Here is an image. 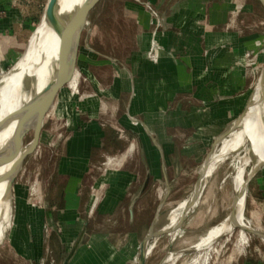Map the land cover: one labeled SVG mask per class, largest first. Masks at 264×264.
Instances as JSON below:
<instances>
[{
    "label": "crops",
    "instance_id": "0c3cea01",
    "mask_svg": "<svg viewBox=\"0 0 264 264\" xmlns=\"http://www.w3.org/2000/svg\"><path fill=\"white\" fill-rule=\"evenodd\" d=\"M134 1L124 5L138 33L122 65L132 75L130 110L145 133L132 131L144 177L121 169L123 178L107 181V193L93 210L88 179L100 153L93 145L105 133L80 139V153L71 147L73 153L62 155L55 193L43 212L45 237L49 244L56 241L61 264L69 257L68 264H133L147 234L143 212L154 181L171 185L172 160L175 171L183 169V154L209 155L241 117L254 87L245 58L258 51L264 36L243 26L238 0ZM33 3L0 0V78L28 46Z\"/></svg>",
    "mask_w": 264,
    "mask_h": 264
},
{
    "label": "rangeland",
    "instance_id": "374dc122",
    "mask_svg": "<svg viewBox=\"0 0 264 264\" xmlns=\"http://www.w3.org/2000/svg\"><path fill=\"white\" fill-rule=\"evenodd\" d=\"M48 1L34 0L31 10L33 32L40 24ZM125 1L100 0L90 13L89 24L81 38L77 61V69L81 73L79 88L74 94L67 86L61 90L58 101L45 120L39 147L25 162L15 184L12 210L8 218L14 226L12 230L7 229L6 242L3 246L0 245V264H61L56 241L49 244L45 237L43 212L49 197L55 193L54 178L62 155L69 151L73 153L71 147L76 149V153H80V139L86 140L90 136H96V133L98 136L105 133L93 145L100 149L97 159L92 163V173L88 179L90 194L93 195L90 208L93 210L101 205L107 193V181L123 178L121 169L136 178L144 177L137 140L132 131L145 133L144 128L137 122L139 116L130 110L134 93L132 75L122 65H127L126 57L132 47L130 39H135L138 33L133 29V15L125 9ZM238 1L242 7L239 15L244 22L243 26H250L251 31H257L258 35L264 36V8L260 1ZM142 3L141 6L149 9L145 2ZM149 13L154 18L153 13ZM149 37L153 39L156 36L151 34ZM14 65L3 72L8 73ZM263 66L264 42L260 40L258 51L247 54L245 58V67L250 70L254 87L260 79ZM61 107L64 111L59 115ZM32 138L33 134H29L25 145ZM131 145L133 153L125 162L120 163L123 152ZM244 153L240 152L241 156ZM208 156L200 155L195 159L188 154L181 155L179 162L183 169L179 171H175L172 160L173 168L168 172L172 180L169 185L170 195L161 211L158 222L160 229L169 223L171 209L188 199L194 191L199 182L200 168ZM172 157L177 161L175 155ZM236 159L237 155H232L220 166L215 176L211 177L210 183L208 182L200 195V203L194 213L184 220L177 236L166 233L157 239L147 264H169L167 257L170 255L176 258L175 264H264L263 166L255 173L246 189L245 219L254 230L248 232V244L244 248L239 246V233L236 231L230 236L218 239L210 249L195 247V243L206 236L211 228L221 224L235 210L233 179L238 168ZM115 163L119 164V168L110 171L109 164ZM251 168L252 165L247 167L248 174ZM166 189L163 180L161 183L154 181L150 187L143 212L147 231L161 199V191L164 195ZM34 231V236L29 237ZM138 258L137 253L133 264H138Z\"/></svg>",
    "mask_w": 264,
    "mask_h": 264
},
{
    "label": "bare ground",
    "instance_id": "6f19581e",
    "mask_svg": "<svg viewBox=\"0 0 264 264\" xmlns=\"http://www.w3.org/2000/svg\"><path fill=\"white\" fill-rule=\"evenodd\" d=\"M85 1L59 0L60 15L62 17L72 15ZM50 8L51 4L48 3L40 24L33 32L21 58L8 73L2 72L0 78V151L5 152L11 158L15 154L12 137L18 121L35 98L51 82L58 69V36L53 28ZM80 80L81 73L76 67L73 77L67 85L73 94L77 92ZM63 111L64 109L61 107L59 115H62ZM6 120L7 122L4 123ZM133 150V146H131L120 163L132 154ZM240 152L244 153V156H241ZM235 154L238 159H236L238 161L237 173L233 179L236 194L234 198L235 210L221 224L211 228L206 236L195 243L196 245L194 244L197 249H210L218 239L226 235L230 236L236 231L239 233V246L244 248L249 242L248 232H254L245 219L246 189L248 187L246 169L252 165V169L256 173L264 167V79H259L256 83L244 114L232 124L225 135L217 140L213 151L205 159L200 168L199 182L194 191L188 199L181 201L171 209L167 225L160 229V223L156 224L154 234L167 233L170 236H177L184 220L194 213L200 203V195L208 182L210 183L211 177L221 165ZM118 168L119 164L117 163L109 164L108 167L110 171H115ZM6 169L0 170V175ZM161 195H163V191H161ZM12 205L13 196L9 191V184H0V245L2 246L6 242L5 232L7 229L12 230L14 226L8 221ZM155 244L156 239L147 249L149 255ZM167 262L175 264L176 258L170 255L167 257Z\"/></svg>",
    "mask_w": 264,
    "mask_h": 264
},
{
    "label": "water",
    "instance_id": "95a60500",
    "mask_svg": "<svg viewBox=\"0 0 264 264\" xmlns=\"http://www.w3.org/2000/svg\"><path fill=\"white\" fill-rule=\"evenodd\" d=\"M100 0H86L85 3L79 7L72 15L62 17L59 13V0H49L51 4V16L53 28L58 36L57 54H58V69L47 85L44 91L39 94L33 103L26 109L24 115L18 121L16 129L12 137V146L15 148V154L11 156L0 153V170L5 168L6 171L0 175V184L8 183L9 191L13 196L15 192V184L19 180L25 162L34 155L39 147L42 130L46 118L49 116L53 107L59 99L61 90L66 87L71 81L77 61L79 57V48L82 35L89 24V16L95 5ZM264 8V0H259ZM260 80L264 79V66ZM250 103L248 101L247 106ZM247 106L245 107L242 115L244 114ZM241 115V116H242ZM7 120L4 122L6 123ZM29 134H33V138L28 145H25V139ZM255 176V172L251 168L247 176L248 186L251 179ZM149 183V176L146 179L143 190H145ZM170 195V188L167 186L164 197L161 199L153 221L147 231V234L140 245L138 264H147L149 252L147 249L151 242L166 234H154L156 224L159 222L161 211ZM70 257L66 259L64 264H68Z\"/></svg>",
    "mask_w": 264,
    "mask_h": 264
}]
</instances>
